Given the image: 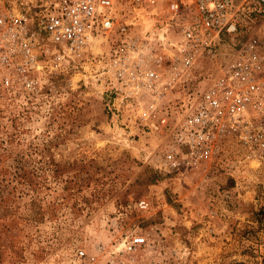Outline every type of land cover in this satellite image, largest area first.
<instances>
[{
	"label": "rangeland",
	"instance_id": "1",
	"mask_svg": "<svg viewBox=\"0 0 264 264\" xmlns=\"http://www.w3.org/2000/svg\"><path fill=\"white\" fill-rule=\"evenodd\" d=\"M84 78L26 105L0 89V264H110L131 232L147 243L116 264H264V154L227 136L203 166L168 171L165 135L114 124Z\"/></svg>",
	"mask_w": 264,
	"mask_h": 264
},
{
	"label": "built area",
	"instance_id": "2",
	"mask_svg": "<svg viewBox=\"0 0 264 264\" xmlns=\"http://www.w3.org/2000/svg\"><path fill=\"white\" fill-rule=\"evenodd\" d=\"M262 23L264 0H0V89L26 105L82 72L114 124L165 135L168 171L203 166L227 136L264 154ZM146 243L126 234L110 264Z\"/></svg>",
	"mask_w": 264,
	"mask_h": 264
}]
</instances>
